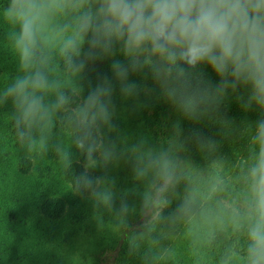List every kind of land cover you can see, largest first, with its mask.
<instances>
[{"label":"clouds","instance_id":"9594fccd","mask_svg":"<svg viewBox=\"0 0 264 264\" xmlns=\"http://www.w3.org/2000/svg\"><path fill=\"white\" fill-rule=\"evenodd\" d=\"M0 54L15 68L0 108L23 159H54L130 258L264 264V0H0ZM105 60L111 75L93 83L89 72ZM117 92L138 106L142 95L162 99L182 119L217 125L220 138L185 136L180 120L156 143L129 137L116 123ZM230 95L258 118L221 115ZM224 140L240 151L222 154ZM122 162L134 183L118 191L110 173Z\"/></svg>","mask_w":264,"mask_h":264},{"label":"trees","instance_id":"16d2710c","mask_svg":"<svg viewBox=\"0 0 264 264\" xmlns=\"http://www.w3.org/2000/svg\"><path fill=\"white\" fill-rule=\"evenodd\" d=\"M109 65L108 60L96 63L88 74L93 83L97 73L111 75ZM13 69L10 59L0 54V85L11 76L8 75ZM203 71L207 79L213 83L218 82L219 78L210 67L204 66ZM132 78L138 81L141 79L138 76ZM147 84L151 86V81H147ZM114 101L117 108L118 104H122L121 108L130 109L135 120L140 123L137 128L139 134L150 136L153 143L169 135L171 125L177 120H180L185 136L197 129L205 136L220 138L217 125L207 121L195 124L182 119L162 99L149 100L142 95L138 106L132 100L122 101L117 92ZM221 115L239 124L245 119L255 121L259 113L255 110L243 112L236 99L230 95L221 106ZM239 151L240 144L236 141L222 142V154L231 157ZM190 155L194 161L202 163L195 147L190 148ZM43 159H23L8 111L0 108V264H64L59 260V252L51 249L72 240L86 226L87 219L93 216L91 202L85 197L72 194L70 181L61 171L53 173ZM79 159L81 163L74 164L77 174L83 170V157ZM125 168L130 175L131 166L125 164ZM133 183V180L129 183L130 188ZM135 199L138 206L139 199ZM20 210L26 217L16 213ZM139 222L138 216L130 220L133 226ZM101 237L107 239V243L102 244L94 264H139L137 259L127 255L123 237L114 235L107 228ZM175 246L181 249L183 242L176 240Z\"/></svg>","mask_w":264,"mask_h":264},{"label":"rangeland","instance_id":"374dc122","mask_svg":"<svg viewBox=\"0 0 264 264\" xmlns=\"http://www.w3.org/2000/svg\"><path fill=\"white\" fill-rule=\"evenodd\" d=\"M14 70L15 69H13L8 76L12 75ZM121 106L122 104H118V119L116 120L117 125L120 130L129 137H138L140 134L137 128L140 123L135 120L128 107L121 108ZM43 162L53 173H58L60 171L54 160L43 159ZM94 173L97 176L102 174L99 169H97ZM110 174L117 181L118 191L130 188L129 183L132 181V175L130 176L127 174L125 164L123 162L119 167L112 169ZM16 213L18 215L25 216L21 210L16 211ZM105 218H107V216ZM104 232L105 228H98L96 221L93 219V216H91L87 219L86 226L84 225L83 229L76 234L72 240L59 247L52 248L51 251L59 252V260L64 264H94L95 258L102 244L107 243V239H103V237H101Z\"/></svg>","mask_w":264,"mask_h":264}]
</instances>
